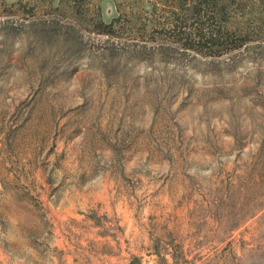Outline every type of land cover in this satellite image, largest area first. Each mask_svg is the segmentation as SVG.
I'll return each instance as SVG.
<instances>
[{"label": "rangeland", "instance_id": "1", "mask_svg": "<svg viewBox=\"0 0 264 264\" xmlns=\"http://www.w3.org/2000/svg\"><path fill=\"white\" fill-rule=\"evenodd\" d=\"M0 264H264V0H0Z\"/></svg>", "mask_w": 264, "mask_h": 264}, {"label": "trees", "instance_id": "2", "mask_svg": "<svg viewBox=\"0 0 264 264\" xmlns=\"http://www.w3.org/2000/svg\"><path fill=\"white\" fill-rule=\"evenodd\" d=\"M118 21V19H114L110 24H106L105 22L101 21V26L102 28H104L102 31H100L101 33H113V29L115 28V24ZM108 30V31H107ZM207 38L213 43H215L216 40V35L214 34V32L212 31L209 35H207Z\"/></svg>", "mask_w": 264, "mask_h": 264}]
</instances>
